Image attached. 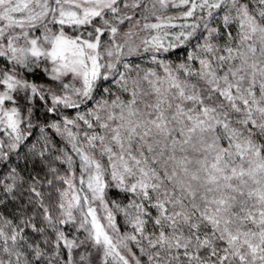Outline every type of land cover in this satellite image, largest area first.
I'll list each match as a JSON object with an SVG mask.
<instances>
[{
  "label": "snow or ice",
  "instance_id": "obj_1",
  "mask_svg": "<svg viewBox=\"0 0 264 264\" xmlns=\"http://www.w3.org/2000/svg\"><path fill=\"white\" fill-rule=\"evenodd\" d=\"M0 264H264V0H0Z\"/></svg>",
  "mask_w": 264,
  "mask_h": 264
}]
</instances>
